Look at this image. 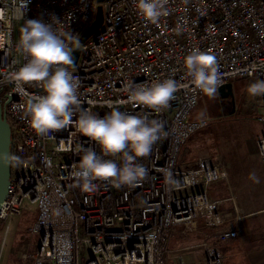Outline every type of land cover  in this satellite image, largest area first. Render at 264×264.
<instances>
[{"label":"built area","instance_id":"2783aa9c","mask_svg":"<svg viewBox=\"0 0 264 264\" xmlns=\"http://www.w3.org/2000/svg\"><path fill=\"white\" fill-rule=\"evenodd\" d=\"M99 5L101 28L79 43ZM238 78L255 88L244 107L264 108V0H0L1 231L36 206L19 264H193L169 246L200 223L204 264H224L250 215L209 197L222 162L181 154L207 126L190 119L201 96ZM256 149L264 164V136Z\"/></svg>","mask_w":264,"mask_h":264},{"label":"rangeland","instance_id":"374dc122","mask_svg":"<svg viewBox=\"0 0 264 264\" xmlns=\"http://www.w3.org/2000/svg\"><path fill=\"white\" fill-rule=\"evenodd\" d=\"M231 82L234 85L236 113H223L222 108L218 105L219 99L216 95V89L204 92L199 101V106L190 118L193 120L205 119L207 126L195 132L183 147L189 157L197 152H203L210 158H216L223 164H228V181L213 183L209 188V197L215 194L213 192H224V194L226 193L225 198H227L230 194H228V191L232 186L236 198L237 194L242 197L240 202H242L243 207L238 205L241 209H244L254 204L247 199V195H249L247 193L254 190L253 188L257 187L259 189L261 183L259 178L253 179L247 174L244 175L245 171H241L239 168L244 166L249 167L251 170L259 168L260 161L256 158L255 150L257 151V138L264 134V124L258 121L260 116H264V108H257L253 104H247L244 107L242 104L245 98H249L245 96L249 86H252L255 92L250 80L238 78ZM184 154L182 153L181 156L183 161L187 162L189 159L187 155L184 158ZM259 165L263 166L264 164L260 163ZM232 174L234 175V183H236H233V185ZM215 185L219 186L216 187ZM213 189L215 190L212 192ZM222 197L215 198L219 200ZM35 211L36 206L25 201L23 214L11 221L7 234L0 232V264H19L20 253L31 242L28 229L35 220ZM187 236L180 234L178 231L170 245L175 240L183 241ZM222 248L226 251L225 259H227L228 247ZM195 252L201 257V249L195 250ZM200 257H198L199 260Z\"/></svg>","mask_w":264,"mask_h":264},{"label":"crops","instance_id":"0c3cea01","mask_svg":"<svg viewBox=\"0 0 264 264\" xmlns=\"http://www.w3.org/2000/svg\"><path fill=\"white\" fill-rule=\"evenodd\" d=\"M233 84V82H232ZM233 90H234V85H233ZM202 97V96H201ZM201 99V98H200ZM199 99V101H200ZM199 106V102L197 107ZM236 109H234L233 114L236 113ZM235 112V113H234ZM191 119V118H190ZM193 120V119H192ZM264 136V134L262 135ZM260 136V137H262ZM259 137V138H260ZM257 138V139H259ZM182 153L184 154V158L187 155L188 161L191 162L193 160L194 155L188 156V154L184 151V147L182 148ZM256 153V158L257 157V151L255 150ZM215 161H219L216 158H211ZM260 164V163H259ZM259 168L257 169H249V167L244 166L240 167L241 171H245L244 175H248L251 178H259L260 179V188L258 189L253 188L251 192L247 193V199L251 202L254 203L251 207H247L242 209V211L248 215H250L247 219H245L244 224L248 230V237L243 241L242 245L236 246L235 243H232V247L234 250L232 253H228L227 259H225L224 264H264V165H259ZM263 164V163H262ZM227 174L228 173V164L224 163ZM246 169V170H245ZM234 175L232 174V185L234 183ZM236 184V183H234ZM216 187L219 185H215ZM235 187V186H234ZM218 190L217 188H215ZM213 189L212 192L215 190ZM237 191V190H236ZM210 192V191H209ZM213 196L211 195V199L216 200V198H220L219 200H224L227 199L226 193H220V192H213ZM231 194L235 197L237 205H242V202L240 200L242 197H240L237 194V198L235 195L234 188L232 189V186L230 188V191H228V194ZM212 194V193H211ZM229 194V196H230ZM216 197V198H215ZM248 205V204H247ZM249 206V205H248ZM223 209L225 212L231 211V204L225 202L223 204ZM204 232L203 225L200 223L199 224V233L196 234H189L186 239L183 241H178L175 240L173 244H171L169 247L171 250H176V249H182L186 248V251L183 253L187 254V257L193 261V264H204V253L203 250L199 247H195L198 245L202 240H203V235L202 233ZM226 247V246H223ZM201 249V257L198 253L195 252V250H200ZM177 253H172L169 254L166 264H176L175 261V256ZM200 257V260L199 258ZM229 257V258H228Z\"/></svg>","mask_w":264,"mask_h":264},{"label":"water","instance_id":"95a60500","mask_svg":"<svg viewBox=\"0 0 264 264\" xmlns=\"http://www.w3.org/2000/svg\"><path fill=\"white\" fill-rule=\"evenodd\" d=\"M101 4L104 0H96ZM103 23V9L99 5L96 9L92 23L83 31L78 39L79 43H84L90 36L97 33ZM79 50L74 48L71 52L67 67L73 68L76 64ZM216 95L219 100H233V84L228 83L216 89ZM233 114V112L231 113ZM10 144H11V127L5 117L0 114V207L5 200L10 177Z\"/></svg>","mask_w":264,"mask_h":264},{"label":"flooded vegetation","instance_id":"af4514ba","mask_svg":"<svg viewBox=\"0 0 264 264\" xmlns=\"http://www.w3.org/2000/svg\"><path fill=\"white\" fill-rule=\"evenodd\" d=\"M218 105L222 108L224 114H230L234 111L236 105L235 96L233 100H219Z\"/></svg>","mask_w":264,"mask_h":264},{"label":"trees","instance_id":"16d2710c","mask_svg":"<svg viewBox=\"0 0 264 264\" xmlns=\"http://www.w3.org/2000/svg\"><path fill=\"white\" fill-rule=\"evenodd\" d=\"M0 232H1V229H0Z\"/></svg>","mask_w":264,"mask_h":264}]
</instances>
